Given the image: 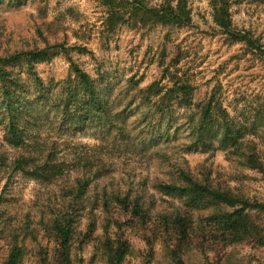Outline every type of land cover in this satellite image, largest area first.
Masks as SVG:
<instances>
[{
  "label": "trees",
  "instance_id": "obj_1",
  "mask_svg": "<svg viewBox=\"0 0 264 264\" xmlns=\"http://www.w3.org/2000/svg\"><path fill=\"white\" fill-rule=\"evenodd\" d=\"M99 1L108 10L111 31L121 24L185 27L192 22L188 0L160 5L152 4L157 0ZM210 4L214 23L230 44L264 54L258 39L234 26L232 0H211ZM70 51L64 44L48 42L43 48L0 54V112L5 141L16 152L11 160L0 152V169L10 174L8 182L22 174L51 193L43 204L37 202L35 211L23 207L22 212L12 213L6 205V185L0 195V241L8 244L2 264H23L28 238L41 243V237L48 245L39 246L36 264H76L74 251L90 244L93 261L102 258L105 264H124L132 252L128 231L146 243L149 261L160 242L174 264H186L189 251L200 252L208 264H222V254L230 246L264 247V200L216 182L206 166L195 171L174 161L166 150L173 146L182 153L223 151L264 180V158L258 144L248 138L264 121L236 123L213 93L196 103L191 77H179L169 68L163 80L172 79L171 85L155 81L141 88L133 77L114 100L105 99L95 80L72 59L69 77L45 86L35 70L37 62L59 53L69 56ZM21 65L35 86L34 100L28 98L22 71H16ZM131 93V99L121 104ZM36 102L42 105L38 113L50 110L59 120L58 131L77 134L94 127L92 134L103 143L73 148L63 141L41 144L37 137L29 142L34 137L31 127L38 124L37 117L33 119ZM176 109L186 111L185 124H174L178 123L174 121ZM136 139L148 140L156 159L161 165L166 163L150 182L140 179L136 184L112 171L117 152L129 151ZM162 142L165 147H159ZM157 195L169 199L164 201L168 207L160 208Z\"/></svg>",
  "mask_w": 264,
  "mask_h": 264
},
{
  "label": "rangeland",
  "instance_id": "obj_2",
  "mask_svg": "<svg viewBox=\"0 0 264 264\" xmlns=\"http://www.w3.org/2000/svg\"><path fill=\"white\" fill-rule=\"evenodd\" d=\"M166 1L169 0H157L152 4L160 5ZM210 3L211 0H188L192 18L190 26L151 25L134 28L121 24L111 31L107 22L108 10L99 0H3V4H0V54L43 48L48 42L64 44L71 50L69 56L59 53L36 64L35 70L45 86L66 80L71 69L69 59H72L95 80L107 100H114L121 91H125L133 77L139 81L141 88L155 81L171 85L169 81L172 79L163 80V72L169 68L179 77H191L196 88V103L206 100L213 93L228 108L236 123L246 119L264 121V54L253 53L243 44H230L214 23ZM232 5L234 26L258 39L264 53V1L232 0ZM80 47L82 52L78 49ZM16 71H22L24 85L29 89L28 98L34 100L35 86L25 68L21 65ZM132 96L131 93L125 99L123 97L121 104L125 105ZM41 106L40 102L34 104L36 112L34 110L33 119L37 117L38 124L31 127L34 137L29 142L33 143L37 137L41 144L50 146L63 141L73 148L79 144L94 146L103 143L92 134L96 131L94 127L77 134L58 131L59 120L50 110L38 113ZM45 106L50 108V104ZM2 115L0 112V152H5L11 160L16 152L5 141ZM186 119V111L176 109L174 121L178 123L174 124H185ZM248 138L258 144L264 158V126L252 132ZM144 140L136 139V144L131 145L129 151L122 149L117 152L116 165L112 168L114 175L120 179H134L137 184L140 179L150 182L162 173L166 163L161 165V161L156 159L155 148ZM165 144L162 142L159 147H165ZM179 149L173 146L166 148L174 161L195 171L206 166L212 171V179L216 182L231 185L251 199L264 200L261 175L240 166L225 152L182 153ZM103 157L108 158L106 155ZM9 175L0 169V195L8 184L4 195L12 213L22 212L23 207L35 211L37 202L43 204L48 200L51 193H47L34 180L16 174L8 182ZM156 199L160 208L168 207L165 202H169V199L160 195ZM82 220L84 225L85 220ZM127 235L132 252L124 264H174L160 242L156 244L154 258L149 261L146 243L131 231ZM28 239V254L23 264H36L39 246L48 244L42 237L41 243ZM7 254V242L0 241V264ZM93 257L92 244L74 251L76 264H105L102 258L93 261ZM81 259L83 263H80ZM185 260L186 264H208L197 251H189ZM222 264H264V247L250 244L230 246L222 254Z\"/></svg>",
  "mask_w": 264,
  "mask_h": 264
}]
</instances>
